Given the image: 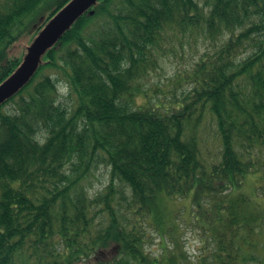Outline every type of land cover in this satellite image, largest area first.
Instances as JSON below:
<instances>
[{
    "label": "trees",
    "instance_id": "obj_1",
    "mask_svg": "<svg viewBox=\"0 0 264 264\" xmlns=\"http://www.w3.org/2000/svg\"><path fill=\"white\" fill-rule=\"evenodd\" d=\"M70 1L0 0V84ZM185 48L174 100L153 102L151 74ZM263 150L264 0H97L0 103V264H264V213L224 200L251 173L264 195ZM192 191L210 250L147 252Z\"/></svg>",
    "mask_w": 264,
    "mask_h": 264
},
{
    "label": "rangeland",
    "instance_id": "obj_2",
    "mask_svg": "<svg viewBox=\"0 0 264 264\" xmlns=\"http://www.w3.org/2000/svg\"><path fill=\"white\" fill-rule=\"evenodd\" d=\"M29 44L30 41H28V38L21 40L15 47L12 54L18 58H22L25 48L28 47ZM190 60L191 54L189 53L188 48H185L183 51L177 49L176 53L167 54L165 56L160 69L151 74L149 84L144 86V90H146L149 94L152 93V84L159 87V90L154 93L152 98L153 102H162L165 106H167L168 102L174 100V97H172V90L169 86L172 80L175 79L177 75H180L182 67L191 62ZM181 91L182 89L178 87L175 95L180 97L182 94ZM137 102L139 105H142L144 100L140 98ZM202 136L204 139V150L212 152L209 155L206 154L205 157L211 161L214 156L218 154V151L216 150L218 146L216 143L217 137L212 120H208L204 123ZM96 174L97 178L93 180V186L98 188L106 179V169L103 166H99ZM259 177V173H251L247 175L241 185L231 189L224 200H234L243 196L248 198L259 212L264 213V195L259 194L257 191L259 184L262 185ZM193 198L194 192L192 191L188 197L185 198L186 200H183L182 202L181 199L176 200L174 210L177 211V220L176 229L173 232L165 233L163 238L150 229L146 230V234L149 235L147 243L144 245L147 252L152 255H159L166 249L170 251L181 249L186 253L187 259L190 263L197 262V259L200 256L206 255V252L210 250L211 245L206 240V236H208L207 231H204L201 228V222L198 221L194 205L190 204L193 201ZM213 198L215 200H219L220 196L214 195ZM179 204L182 207H180ZM198 212L201 215L200 218H202V215L206 214V209L198 207Z\"/></svg>",
    "mask_w": 264,
    "mask_h": 264
},
{
    "label": "water",
    "instance_id": "obj_3",
    "mask_svg": "<svg viewBox=\"0 0 264 264\" xmlns=\"http://www.w3.org/2000/svg\"><path fill=\"white\" fill-rule=\"evenodd\" d=\"M97 0H71L40 31L18 67L0 84V103L15 94L36 70L40 56Z\"/></svg>",
    "mask_w": 264,
    "mask_h": 264
}]
</instances>
